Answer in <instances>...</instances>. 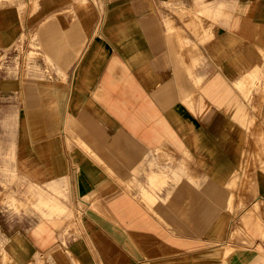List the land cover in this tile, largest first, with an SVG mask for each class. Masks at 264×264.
<instances>
[{"label":"crops","instance_id":"1","mask_svg":"<svg viewBox=\"0 0 264 264\" xmlns=\"http://www.w3.org/2000/svg\"><path fill=\"white\" fill-rule=\"evenodd\" d=\"M72 11V20L65 22L57 13L38 28L65 80L54 74L31 121L38 131L43 126L48 132L36 146L49 150L54 172L66 179L75 198L91 210H103L114 222L108 229L92 230V242L102 250L116 246L128 252L136 247L128 236L148 232L167 251L168 238L177 237L170 230L192 233L185 220L193 221L183 205L224 203L219 214L223 228L208 238L221 244L226 228L228 245L236 251H264V168L250 184V193L242 195V205L234 193L229 208L227 191L233 170L239 169L241 175L245 136L236 118L246 105L240 91L246 95L247 85L259 72L261 56H256L254 44L262 50L264 0H136L125 5L111 0L102 12L96 11L98 16L82 5ZM241 78L245 79L239 85ZM28 91L36 97L32 87ZM262 113L258 121L264 131ZM189 158L196 161L199 174H181ZM174 167L177 175L170 194L181 189L172 199L170 194L166 200L159 195L173 208L162 205L152 190L139 194L127 188L130 182L132 188L146 187L145 173L150 169ZM202 172L212 175L196 193L203 181L190 177ZM153 173L161 179L154 184L163 185L165 176ZM189 180L192 186L184 185ZM145 191L150 200L144 199ZM200 212L192 210L196 216ZM180 217L183 221H169ZM201 224L208 227L203 221L196 227ZM237 228L240 241L233 242ZM196 235L202 240V234ZM86 244L88 240H80L54 262L90 264Z\"/></svg>","mask_w":264,"mask_h":264},{"label":"rangeland","instance_id":"2","mask_svg":"<svg viewBox=\"0 0 264 264\" xmlns=\"http://www.w3.org/2000/svg\"><path fill=\"white\" fill-rule=\"evenodd\" d=\"M109 1L111 0H0V264H56V256L80 240H88V245L84 248L88 250L90 264H96V259L100 258L98 264H264V251L248 254L236 251L237 247L228 245L226 228V240L221 244H216L214 238L213 242L208 238L210 235L215 236L223 228L224 217L219 214L225 207L224 203L211 206L203 203L196 206L183 205L185 214L189 213L194 223L185 220L187 230L193 234L170 230L177 237L168 238L167 251L161 250V240L154 234L153 240L150 239L148 232L128 236L131 245L137 247H132L128 252L118 251L116 246L113 247L116 248L114 252L112 247L105 248L108 249L105 251L92 242L95 240V232L92 230L108 229L114 222L106 218L103 210L97 212L91 210L90 205L80 203L66 179L57 176L48 156L49 150H38L36 146L38 140L48 138V132L43 126L38 131V127L31 121V113L38 108L39 97L42 94L47 96L50 81L55 78L54 74L57 73V80H65L55 68L58 62L44 52L38 28L57 13L64 17L65 22L72 20L75 15L72 10L79 5L98 16ZM112 1L125 5L135 3L136 0ZM179 17L183 20L184 14H179ZM249 33L247 37L252 39V32ZM261 37L263 45L260 43L259 46L262 50L257 49V43L256 46L254 44V50L256 56H261L262 62L264 30ZM261 62L258 74L247 85V94L243 95L239 90L246 102L244 113L240 119L236 118L240 125L238 127H242L244 131V150L239 158L241 175L239 169H234L228 179L229 208L234 193L238 197L237 202L243 204L242 195L250 193V184L261 172V168H264V131L258 121L264 110V61ZM30 87L34 89L36 97L29 94ZM241 117L244 124L239 121L242 120ZM172 161L175 158H171L170 162ZM183 164L181 174L189 171L200 173L194 158L186 159ZM201 170L203 171V167ZM154 171L165 176L162 179L163 185L160 186L161 182L155 185L149 178ZM166 173L170 178L166 179ZM145 174L149 181L146 187L132 188L130 183L133 182H130L127 188L139 194L142 189L152 190L157 193V200L162 205H170L167 201H161V198L166 200L173 189L171 185H175V180L171 182L177 175L176 167L174 170L150 169ZM211 175L202 172L200 176L190 177L203 181L202 188L194 189L196 193L204 190ZM222 183L217 181L218 185ZM168 185L169 188H164ZM184 185L192 186L190 180L185 181ZM181 187H176L168 198L172 199V195ZM160 193L164 194H161V198ZM195 208L201 209L198 216L192 213ZM97 217L105 219L98 221ZM179 220L183 221L181 217L169 221L175 224ZM200 221L210 225L207 232L208 227L200 231L196 227ZM234 230L236 231L233 232L232 241L239 242L240 230ZM198 233L206 236L201 235L200 240L196 235ZM88 234H92V238ZM66 264L71 263L67 260Z\"/></svg>","mask_w":264,"mask_h":264},{"label":"bare ground","instance_id":"3","mask_svg":"<svg viewBox=\"0 0 264 264\" xmlns=\"http://www.w3.org/2000/svg\"><path fill=\"white\" fill-rule=\"evenodd\" d=\"M39 37L41 39L42 37V34H41V29L39 30ZM39 39V38H38ZM42 41V39H41ZM42 47H43V50L44 52L46 53L47 56H53V53L49 52L48 51V48L45 46V43L42 41ZM59 56V55H57ZM245 78H241V80L238 82L239 85H242V82L244 81ZM44 145V144H42ZM41 146V145H40ZM44 147H48V145L44 146ZM151 179V181H153L154 183H156L159 179H158V176L155 174V173H152L149 177ZM143 197L145 200H150V198L148 197V193L145 191L144 194H143ZM204 224H201L200 227L198 229H201L203 227ZM210 226V225H209ZM209 226L208 228L206 229V232L209 230Z\"/></svg>","mask_w":264,"mask_h":264}]
</instances>
